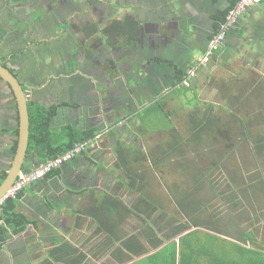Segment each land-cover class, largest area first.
Wrapping results in <instances>:
<instances>
[{
	"label": "crops",
	"instance_id": "obj_1",
	"mask_svg": "<svg viewBox=\"0 0 264 264\" xmlns=\"http://www.w3.org/2000/svg\"><path fill=\"white\" fill-rule=\"evenodd\" d=\"M128 2L129 14L135 16L137 21L144 18L146 28L154 27L151 17L161 15L155 24L159 22L162 25L160 32L167 38L156 45L157 54L153 53L155 57L151 54L149 59L140 60V67L133 64L130 67L131 61H126V74H118L116 77L122 78L120 89H127L125 86L129 81L133 82V77L138 83L135 88L139 89V86L145 85L147 75L152 71L150 68L168 63L170 68L165 70L160 67L156 72L160 85L163 84L162 93H167L169 98L168 95H174L177 91L184 92L176 85L178 72L183 71L186 75L187 69L196 64V58L208 44L200 43L217 32V18L228 6V1L140 0V11H137L138 4H135V0ZM151 8L155 11L150 12ZM185 16H190V20L182 19ZM171 38L173 40H169ZM212 60L225 66L227 71L233 65H241L244 69H251V73H258L259 64H264V2L246 7L236 25L227 32L223 46L203 65H199L197 72L200 67H207ZM129 73L132 74L130 79ZM263 77L264 75H259L257 78ZM166 79L170 82L164 83ZM193 79L195 85L196 78ZM44 85L38 89L34 87L31 100L48 107L54 103L55 94L50 95L44 90ZM109 85L111 89L116 88L115 84ZM143 90L150 89L145 87ZM42 93L44 96L39 99L38 96ZM144 94L147 97L141 98ZM148 95L151 96L145 91L141 94L139 89L136 94L138 97L131 103L116 101L109 108L115 119L112 131L115 130L116 138H120L125 146L131 142L122 139L123 134L118 132L120 122L132 129L131 113L142 111L151 103ZM76 111L79 113H75ZM17 122L18 119L9 126L0 119V171L6 172L13 158V146L18 133ZM92 122L80 110V105L69 101L58 108L52 118L51 128L59 131L70 124L81 130L96 128L98 132L99 128ZM133 125L143 133L145 126L141 116H138L137 123ZM109 133L111 131H107L99 139L97 136L88 139L80 154L22 191L16 210L24 214L31 223L25 231L8 238L0 250V264H49L51 254L60 257L53 264H250L249 253H239L243 249L234 248L233 243L250 247L230 237L225 227L226 222L221 218H208L213 221L211 223L200 216L199 219L206 225L194 226L191 224L194 219H188L175 204L179 215H175L173 224L191 225L183 232H175L173 227H162L160 231L152 233L148 240V234L145 237L141 230L144 228L142 224H145L142 219L135 215L120 217L112 214L116 197L126 205L124 198L131 190L119 184L120 172L115 166L117 160L113 150L114 142ZM40 162L43 160L38 159L35 153L29 154L25 158L23 170H30ZM135 195L137 193H130L131 202ZM96 211L104 214H95ZM157 238H161L162 243H158ZM229 248L232 253L228 251ZM67 250L68 253L65 254ZM69 254L79 260L72 262L66 257Z\"/></svg>",
	"mask_w": 264,
	"mask_h": 264
},
{
	"label": "flooded vegetation",
	"instance_id": "obj_2",
	"mask_svg": "<svg viewBox=\"0 0 264 264\" xmlns=\"http://www.w3.org/2000/svg\"><path fill=\"white\" fill-rule=\"evenodd\" d=\"M128 3V0H0V31H3V35H0V64L17 77L30 101L27 89L29 87L34 91V87L28 86L24 81L27 78L24 76L25 62L29 60L30 54L35 55L36 61H41L38 70L36 69L37 73L45 75V79L47 77L44 90L50 95L55 94L52 105L69 101L77 103L90 123H96L98 132L103 131L100 135L96 132L97 139L111 131L108 135L115 142L116 132L112 131L115 119L109 111L111 105L116 101L131 103L138 97L136 94L139 89L141 94L145 91L151 95H148V101H163L167 98V93H162L163 84L160 85L156 72L160 67L165 70L170 68L168 63L150 68L152 71L147 75L145 85L139 86V89L135 88L138 83L136 84L134 77L131 78V72L128 79H134L133 82L129 81L125 86L127 89H120L122 78L116 77L118 74H126V61H131L130 67L132 64L140 67V60L149 59L151 54L157 52L156 45L163 41L160 36L162 25L159 22L158 25L155 24L162 16L154 15L151 17L154 20L152 29L146 28L144 18L138 20V27L141 29L138 28V34L133 44L131 43L133 37L128 23L115 24L116 19H123L129 14ZM136 3H140V0H135ZM137 11H140L139 4ZM8 18L14 22L6 20ZM19 25L20 32L17 29L6 31V28H17ZM24 33L27 35L23 38ZM46 34L47 38L44 36ZM208 40L206 38L200 44L204 45ZM8 48L10 51L5 54ZM154 55L153 57L156 56ZM36 71L32 70V73ZM28 80L33 81L34 78L28 77ZM166 81L170 82L166 79L164 83ZM109 83L115 84L116 88L111 89ZM145 87L150 90H143ZM0 101V105L5 108V111L0 112V119L11 126L19 118L17 102L9 84L1 77ZM138 113H131L130 124L133 128L136 127L133 124L137 123L138 116H141ZM120 124L118 132L123 134L122 139L133 145V141L141 136V131L138 128L136 131L128 129L124 123ZM143 124L151 125V133L157 131L158 121L147 119ZM145 131L144 127L142 132ZM145 135L146 133L142 136ZM3 173L6 172L0 171V181Z\"/></svg>",
	"mask_w": 264,
	"mask_h": 264
},
{
	"label": "rangeland",
	"instance_id": "obj_3",
	"mask_svg": "<svg viewBox=\"0 0 264 264\" xmlns=\"http://www.w3.org/2000/svg\"><path fill=\"white\" fill-rule=\"evenodd\" d=\"M6 20L14 22L10 18ZM6 20L4 21L6 22ZM13 29L20 32L21 28L19 25L17 28H6V31L10 32ZM2 32L1 30V36L3 35ZM22 35L24 38L27 34ZM44 36L47 38L48 35ZM9 51L10 48L6 50L5 54ZM40 62V60L37 62L35 55L32 54H30L29 60L25 62L26 74L24 73V76L27 78L24 81L28 86H33L35 89L42 88L43 84L47 82V78L45 79V76L42 77L43 75L36 71ZM259 66L256 74L251 73L249 68V70L244 69L241 65H233L227 71L225 66L213 60L208 63V68L200 67L199 71L196 72L195 85H193L194 79H192L189 86L180 87L181 89L186 87V91L180 93L177 91L174 95H169V98L163 99L164 108L170 114L168 118L159 112L152 113L151 118L145 117L148 118V121L158 118L157 131L151 133L150 130L152 131V129L149 127L151 125L147 124L145 126L146 131L136 138L132 146L138 147L142 154L148 156L147 162H139L134 165L137 170L145 175L144 190L146 196L163 206L166 212L179 215L173 199L176 195H182L194 186L192 176L183 172L184 170H196L194 163L198 161V152L196 149H192L184 154V160L166 159L158 167H154L150 163L153 156L151 152L157 143L163 146L171 140L169 136L172 132L186 136L189 133L190 121L193 119L195 110L203 112L211 104L213 106L212 112L221 122L220 132H217L219 139L206 138L207 145L212 141L216 150L214 153H209L207 148H203L200 149L201 153L199 152V154L203 159L201 163L205 166L206 172L217 184L214 188L208 181L202 182L199 191L194 196L195 206H198L200 210L202 209V217L218 220L221 218L225 221L227 232L232 238H236V234L241 231L251 232L252 241L248 240L245 245L264 251V155H257L254 150L255 141H253L256 135H264V94L262 91L257 93L255 90V85L260 80L257 77L264 75V64H259ZM32 70L36 72L32 73ZM28 77H33L34 80L29 81ZM27 92L33 99V91L29 87ZM42 96H44L43 93L38 98L40 99ZM235 97H240V101L239 99L236 100ZM2 111H5V108L0 105V112ZM231 113H235L239 119L243 120L249 138L244 139L242 127L230 131L227 126L229 121H234L233 125L235 126L238 125ZM144 114V111L140 114L143 119H145ZM133 129L137 130L136 127ZM145 133L146 135L142 136ZM213 160L219 161L218 163L215 162L216 170L210 169L215 165ZM231 173L236 174L233 180L237 181V186L245 188L244 191L241 189L242 193L238 191L237 198L241 199L239 204H234L233 201L229 200L231 193L236 194L235 191L231 192L227 189V184L230 183L231 185L228 179V174ZM253 182L258 185L252 189V191H257L256 194L248 190V186ZM130 193L131 191L124 198L129 205L136 200L135 195L134 201L131 202ZM185 204L189 208L186 202ZM131 216L134 215L131 214ZM228 251L232 253L231 248ZM238 252L241 253L242 250ZM248 253L245 252V254Z\"/></svg>",
	"mask_w": 264,
	"mask_h": 264
},
{
	"label": "trees",
	"instance_id": "obj_4",
	"mask_svg": "<svg viewBox=\"0 0 264 264\" xmlns=\"http://www.w3.org/2000/svg\"><path fill=\"white\" fill-rule=\"evenodd\" d=\"M228 6L217 18V26L219 23L224 20L226 13L228 10L238 1V0H227ZM123 23H128L129 29L132 33L131 43L135 40L138 34V21L135 16L128 14L123 19H116L115 24L122 25ZM118 32V31H117ZM179 75L176 78V83L178 84L185 75V72L181 71L178 72ZM259 82L255 85V90L258 93L262 91L264 94V77L258 80ZM176 84V85H177ZM174 85V84H173ZM187 88L184 87L183 91H186ZM236 100L240 97H235ZM66 102L54 104L51 106L46 107L43 104L36 103L33 100L28 101V112H29V142H28V149L27 155L29 154H36V157L41 161H45L50 158H54L59 154L64 153L65 151L72 148L77 143L86 142L88 139L94 137L97 132L96 128H89V129H77L76 127L67 124L63 126L59 131L53 130L51 128L52 118L56 115L58 108L65 105ZM212 105L210 104L203 112L195 110L193 119L190 121V130L186 136H183L179 133H171V137L169 141H167L163 146L161 144H156L155 148L152 150L150 163L154 167H158L162 164L166 159H177V160H184V154L187 151L192 149H196L198 152V161L194 163V167L196 172L192 170H184V174H188L192 176V180L194 181V186L190 188L188 191H185L182 195H176L174 202L179 207V210L185 215L188 219L192 218L193 220L191 224L194 226H205L206 224L199 219L201 216V210L196 205V201L194 200L195 193L199 191L200 184L205 180L208 181L210 185L215 188L217 182L213 181L209 177V174L205 170V166L201 163L203 159L199 154L200 149L207 148L209 153L215 152V146L213 142H209L207 145L206 138H212L214 140H218L219 137L217 136V132H220V121L218 117L212 112ZM144 118L148 117L151 118L152 113L159 112V114H164L167 118L169 117L168 111L164 108V103L162 100H155L150 104L146 105L144 109ZM142 111H139L141 114ZM138 113V114H139ZM198 113H200L198 115ZM234 117L235 121L238 122V125H233L234 121H229L230 123L227 125L230 131L234 130L235 128L242 127L243 128V135L244 139L249 138L247 128L244 127L243 120L239 119L235 113H231ZM148 118L143 119L142 123ZM154 120V119H153ZM158 118L156 119V121ZM232 128V129H231ZM17 133V132H16ZM254 143V150L259 156L264 155V135H256ZM17 141L13 146V150L16 149ZM211 144V145H210ZM113 150L115 152L117 161H116V168L119 170V184L125 187H128L132 193H137L136 200L130 206L125 205L123 201L116 197L114 202V210L112 214L120 217H126L129 215H135L142 219L145 224L143 225V229L141 230L144 232L145 237L148 240L151 237V234L154 233L156 230L160 231L162 227H173L175 232H183L187 229L190 225L188 223H179L173 224L175 214H170L163 209V206L157 204L156 201L150 199L145 194V175L143 172L137 170L134 165L139 162L148 161V156L142 154L141 150L138 147H134L131 144L127 146L123 145L121 139L116 138ZM201 153V152H200ZM45 157V158H44ZM207 160V159H205ZM211 160V159H210ZM184 162V161H183ZM200 162V164H198ZM219 161L213 160L214 166L210 167L211 170H216L217 165L216 163ZM190 164V163H189ZM199 168V169H198ZM221 168V166H220ZM52 173H48L45 176H49ZM6 173H3L2 178ZM236 174L231 173L228 174V179L231 182L227 184V189L229 191H235L236 194H232L229 196V200L233 201L234 204H239L241 199L237 198L238 191L241 192V189L244 191L245 188H241L237 186V181L233 180ZM44 176V177H45ZM234 181V182H233ZM257 184L253 182L248 186V190L252 191L253 187ZM258 186V185H257ZM255 189V187H254ZM258 190V189H257ZM256 194L255 191H252ZM22 191L17 195L16 198H8L5 199L1 206L0 211V250L3 248L5 243L7 242L8 238L13 234H19L27 229L31 221L22 213H19L16 210L17 200L19 199ZM178 193V192H177ZM242 193V192H241ZM249 193V192H248ZM245 196V195H244ZM185 202L188 204L189 208L186 206ZM191 207V208H190ZM95 214H98L97 211ZM104 213H100L98 215H102ZM167 217V218H166ZM206 221L213 222L211 219L208 218ZM208 225V224H207ZM118 226V224H116ZM209 226V225H208ZM252 233L241 231L239 234H236V239L241 242H247L248 240L252 241ZM168 238V236H167ZM134 240V238H133ZM158 243H162L161 238H157ZM66 243H64L65 246ZM233 247L236 249H243V252H249V259L251 258L250 264H264V251L258 248H247L244 245H241L238 242L233 243ZM52 253V252H51ZM68 253V250L65 254ZM66 257L70 258L72 262H77L79 260L78 257H71V254L67 255ZM50 261L49 264H53L54 262L60 260L59 256H52L49 255ZM52 260V262H51Z\"/></svg>",
	"mask_w": 264,
	"mask_h": 264
},
{
	"label": "built area",
	"instance_id": "obj_5",
	"mask_svg": "<svg viewBox=\"0 0 264 264\" xmlns=\"http://www.w3.org/2000/svg\"><path fill=\"white\" fill-rule=\"evenodd\" d=\"M261 2H264V0H238L228 10L224 20L219 23L217 32L209 39L208 44L201 55L196 58V64L186 71L185 77L177 84L178 87L189 86L190 81L196 76L198 66L208 61L213 53L218 51L223 46L227 32L236 25L246 7ZM85 144L86 142L77 143L64 153L40 162L37 166L30 170L19 171L12 186L0 199V211L2 203L5 199L16 198L17 195L26 187L39 181L53 169L58 168L73 159L83 151Z\"/></svg>",
	"mask_w": 264,
	"mask_h": 264
},
{
	"label": "water",
	"instance_id": "obj_6",
	"mask_svg": "<svg viewBox=\"0 0 264 264\" xmlns=\"http://www.w3.org/2000/svg\"><path fill=\"white\" fill-rule=\"evenodd\" d=\"M172 7L173 6H171V9ZM149 11L154 12L155 10L154 8H151ZM182 15L184 16V14ZM182 19L190 20V16H185ZM160 36L164 39L166 37L165 34H161ZM169 40H173V38ZM0 77L3 78L9 84L11 90L13 91V94L15 95L16 102H17V109H18V117H19L18 118L17 146H16V149L14 150V154H13V158L11 160L10 166L6 171V175L0 181V199H1L2 196L5 194V192L12 186L18 172L23 170L25 158L27 156L30 132H29L28 100L22 88V85L20 84L17 77L13 75L12 72L1 64H0ZM101 133H103V131H99L97 135H100ZM97 135H95L94 137H96Z\"/></svg>",
	"mask_w": 264,
	"mask_h": 264
}]
</instances>
